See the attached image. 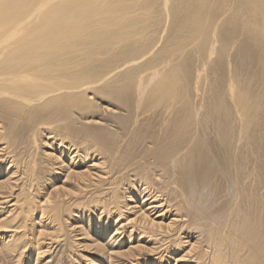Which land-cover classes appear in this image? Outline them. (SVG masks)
Segmentation results:
<instances>
[{
    "label": "bare ground",
    "instance_id": "6f19581e",
    "mask_svg": "<svg viewBox=\"0 0 264 264\" xmlns=\"http://www.w3.org/2000/svg\"><path fill=\"white\" fill-rule=\"evenodd\" d=\"M0 264H264V0H0Z\"/></svg>",
    "mask_w": 264,
    "mask_h": 264
}]
</instances>
